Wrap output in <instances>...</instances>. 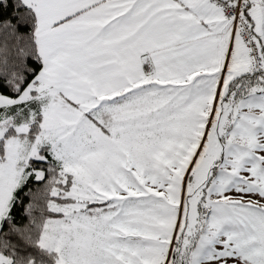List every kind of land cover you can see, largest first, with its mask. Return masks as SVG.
<instances>
[{"label": "snow or ice", "instance_id": "snow-or-ice-1", "mask_svg": "<svg viewBox=\"0 0 264 264\" xmlns=\"http://www.w3.org/2000/svg\"><path fill=\"white\" fill-rule=\"evenodd\" d=\"M0 264H264V0H0Z\"/></svg>", "mask_w": 264, "mask_h": 264}]
</instances>
